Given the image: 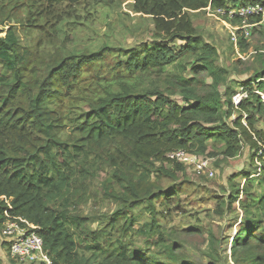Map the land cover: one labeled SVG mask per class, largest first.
<instances>
[{
  "label": "trees",
  "instance_id": "16d2710c",
  "mask_svg": "<svg viewBox=\"0 0 264 264\" xmlns=\"http://www.w3.org/2000/svg\"><path fill=\"white\" fill-rule=\"evenodd\" d=\"M84 2L112 6L122 0H38V16L27 11L24 26L40 27L44 17L57 26L64 19L56 15L59 7ZM248 3L264 0H133L134 12L151 17L149 40L127 48L106 34L97 46L71 51V39L58 45L54 34L49 44L40 38L36 47L23 45L10 24L17 18L14 8L22 2L8 5L9 20L0 22L7 26L0 30V225L7 210L38 226L51 264H190L171 241L173 233L155 217L154 198L170 205L169 199L177 194L174 186L161 188L160 178L174 177L185 167L168 154L178 149L205 154L207 141L213 139L226 157L236 156L242 141L252 142L256 115L264 121V102L255 92L264 89V72L255 75L256 87L243 82L248 97L235 108L231 97L236 89L221 91L226 70L216 65L215 47L193 36L189 13ZM223 16L233 24L240 20ZM175 38L188 41L178 54L169 46ZM237 44L244 48L245 39L239 36ZM112 55L110 75L103 78L97 72L92 77L99 97L86 96L81 89L72 94V80L82 65ZM187 65H200L210 81L186 77ZM235 111L239 115L232 118ZM244 113L247 125L241 121ZM166 162L173 163V169ZM258 175L264 183V170ZM241 192L251 198L240 202L244 215H261L264 187L259 196L250 188ZM238 194L236 190L219 202V210L224 203L235 209ZM99 196L116 208L102 214L100 227L92 230L81 208L90 200L96 203ZM144 210L151 216L136 228ZM259 221L245 218L234 238L230 248L236 264H264V235L252 232ZM135 237L148 248L132 247ZM156 248L164 250L167 261L152 256Z\"/></svg>",
  "mask_w": 264,
  "mask_h": 264
},
{
  "label": "rangeland",
  "instance_id": "374dc122",
  "mask_svg": "<svg viewBox=\"0 0 264 264\" xmlns=\"http://www.w3.org/2000/svg\"><path fill=\"white\" fill-rule=\"evenodd\" d=\"M17 2L18 0H11L9 3L6 0L1 1L3 7H0V22L6 23L9 20L7 19L10 8L8 5H16ZM21 2L22 7L14 8L17 18L12 17L10 24L16 27L23 45L36 47V42L40 38L49 44L48 41L54 34L58 45L64 38L71 39L67 44L70 51L84 46H97L101 39L107 37H113L112 40L115 44L131 48L153 36L151 17L134 12L131 6L133 0H122L121 4L112 6L101 3L87 5L85 2L72 5L63 4L62 7H59L60 11L56 12V15L59 14L64 18L63 21L54 26L55 24L49 18L44 17L40 19V22L38 21L40 24H44L40 27L24 26L28 22L23 21L27 18V11H30L32 17L38 16V0H21ZM228 4L233 5L232 1H229ZM189 14H191V22L195 29L193 36L198 37L201 42L209 43L215 47L216 65L226 70V79L220 85L221 91L226 87L230 90L238 89L240 86H244L243 82L254 86L252 77L258 72H264V21L250 29L251 33L245 39V46L241 48L231 39L233 23L225 19L222 14L210 8ZM248 22L250 23L249 20ZM6 28L7 26L0 24V30H6ZM106 34L109 36L106 37ZM187 43L186 39L175 38L169 42V46L175 54H178ZM112 58L113 55L106 61L82 65L72 80V94H76V90L81 89L86 93V96L99 97L100 92H93L92 87H95L96 84L92 77L97 72L100 77L110 75V63H114ZM170 68L171 66L168 67V69ZM183 74L186 77L195 76L200 80L210 81L208 74L201 69L200 65L197 69H191L187 65V70ZM90 84L92 85L90 86ZM260 91L264 95V89ZM82 100L80 103L84 102V99ZM238 115L239 113L235 111L232 118ZM245 118L242 116L241 121L243 122L244 119L243 124L247 125ZM255 120V129L253 132L251 131L253 143L247 142V140L242 141L236 156L226 157L217 147L220 145L213 143V139H209L207 141L208 153L198 154L192 150L183 149L187 154L193 155L192 157H195L196 161L206 162L201 170L196 169L193 165L176 161L183 164L184 169L176 170L174 177L163 176L160 178L161 188L166 189L174 186L177 194L169 199L170 205H166L161 197L154 198L155 217L163 228L173 233L170 237L171 241L178 245L181 257L190 264H212L213 258H216L213 264H236L230 247L234 238L241 233V226H243L245 218L259 217L260 221L252 232L256 236L264 235V211H261V215L256 213L246 217L240 205L244 198H247L246 202L251 199L245 192H241L242 189L250 188V191L259 196L264 187V183L260 184L261 176L258 175L264 170V134L262 133L264 132V121L258 115ZM160 163L157 161L156 166H160ZM165 166L173 169L171 162H166ZM154 179L153 175L151 180L154 181ZM95 185L96 191H98L100 183L96 182ZM236 190H239V194L235 202V209H227V204L224 203L221 212L219 202H225ZM98 198L96 203L90 200L81 208L83 214L90 217L92 230L100 227L99 217L102 214L112 213L116 208L114 203L102 200V196ZM142 215L143 218L134 225L136 228L143 223L144 218L148 219L151 216L147 210H144ZM3 228L4 226L0 225V259L3 264H22L10 256L8 246L1 241L4 238ZM131 240L133 241L132 247H139L143 250L148 248L141 238L135 237ZM151 250L152 256L157 260L167 261L163 249ZM260 250L264 251V245Z\"/></svg>",
  "mask_w": 264,
  "mask_h": 264
},
{
  "label": "built area",
  "instance_id": "2783aa9c",
  "mask_svg": "<svg viewBox=\"0 0 264 264\" xmlns=\"http://www.w3.org/2000/svg\"><path fill=\"white\" fill-rule=\"evenodd\" d=\"M236 8H228L227 10L218 8L215 10L219 14L226 15L229 19L234 16L240 19L237 24L231 26V39L234 44L237 43L239 35L244 39L248 38L251 33L250 29L264 21V3H248ZM253 16H259L261 20L249 23L248 20ZM255 92L260 95L264 102L263 94L258 89H255ZM247 97V91L244 86L236 88L231 97L234 107L238 108ZM243 116L246 117V113ZM192 156L187 154L183 149H178L168 154V157L172 160L193 165L196 169L201 170L206 162L196 161V158ZM5 216L6 219L2 223L4 226L2 234L4 235V241H7L9 244L8 251L10 256L22 264H51L43 248V240L38 234V226L32 225L20 216H10L7 210L5 211Z\"/></svg>",
  "mask_w": 264,
  "mask_h": 264
},
{
  "label": "crops",
  "instance_id": "0c3cea01",
  "mask_svg": "<svg viewBox=\"0 0 264 264\" xmlns=\"http://www.w3.org/2000/svg\"><path fill=\"white\" fill-rule=\"evenodd\" d=\"M206 8H210V7H206ZM252 78H253V80H258V79H259V78H257L256 76H253ZM260 80H264L263 77H261ZM254 86H255V87L257 86V82L254 83ZM260 93H261V91H260ZM261 94H263V93H261ZM262 133L264 134V132H262Z\"/></svg>",
  "mask_w": 264,
  "mask_h": 264
},
{
  "label": "bare ground",
  "instance_id": "6f19581e",
  "mask_svg": "<svg viewBox=\"0 0 264 264\" xmlns=\"http://www.w3.org/2000/svg\"><path fill=\"white\" fill-rule=\"evenodd\" d=\"M264 96V95H263Z\"/></svg>",
  "mask_w": 264,
  "mask_h": 264
},
{
  "label": "clouds",
  "instance_id": "9594fccd",
  "mask_svg": "<svg viewBox=\"0 0 264 264\" xmlns=\"http://www.w3.org/2000/svg\"><path fill=\"white\" fill-rule=\"evenodd\" d=\"M216 10V9H215Z\"/></svg>",
  "mask_w": 264,
  "mask_h": 264
}]
</instances>
